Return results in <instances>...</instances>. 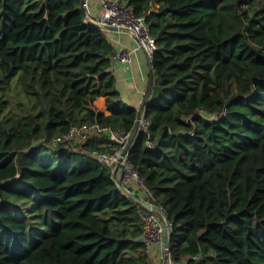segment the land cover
I'll list each match as a JSON object with an SVG mask.
<instances>
[{"label":"trees","instance_id":"obj_1","mask_svg":"<svg viewBox=\"0 0 264 264\" xmlns=\"http://www.w3.org/2000/svg\"><path fill=\"white\" fill-rule=\"evenodd\" d=\"M123 2L157 41L140 107L82 0H0V264H153L140 204L96 155L109 133L51 143L133 132L141 110L129 160L172 224L171 261L264 264V0Z\"/></svg>","mask_w":264,"mask_h":264},{"label":"built area","instance_id":"obj_2","mask_svg":"<svg viewBox=\"0 0 264 264\" xmlns=\"http://www.w3.org/2000/svg\"><path fill=\"white\" fill-rule=\"evenodd\" d=\"M84 7L87 21L100 27L110 26L113 30L107 28L105 29L111 32L122 31L129 33L136 40V43L134 46H132L131 50H118L115 52V57L118 60L130 64L132 62V51L143 49L147 53L150 63L152 62L154 53L157 50L156 38L152 34L149 26L146 24L145 19L143 17L137 16L133 10L125 2H123V0H102V13L99 16L93 15L91 12L89 0H84ZM147 95L148 92L145 93L143 104L147 98ZM200 114L206 116V113L203 111H201ZM149 125L150 122L145 118L144 112L142 111L139 121V130L148 132ZM97 132H108L110 139L116 142V146L113 151L97 152L96 155L100 159L110 162L113 166V171L114 168H116V174L117 170L121 169L122 175L118 180L122 183L124 188L123 190L126 192V194L130 196L133 195L128 186L131 185L132 182H136L138 186L144 189L146 196L143 198V200L153 203L151 201L153 198L151 193L144 188L142 179H140L137 171L134 169L129 160V153L125 154L124 156L122 155L132 135L131 131L124 132L109 127H103L96 123L92 125L72 126L67 132L54 138L51 143L58 145L60 143L70 144L78 141H84L93 133ZM140 213L145 222L143 237L147 243V246L151 247L152 245H162L165 253V264H175L171 261L170 254L166 253L165 246L168 227L172 229V224L169 222V226H167L165 223V217L158 210L148 209L141 204ZM167 254L168 258H166Z\"/></svg>","mask_w":264,"mask_h":264},{"label":"crops","instance_id":"obj_3","mask_svg":"<svg viewBox=\"0 0 264 264\" xmlns=\"http://www.w3.org/2000/svg\"><path fill=\"white\" fill-rule=\"evenodd\" d=\"M101 1L89 0L90 9L93 15H101ZM110 39L115 46V52L118 50H131L136 40L131 34L126 32H109ZM112 68L117 76V87L121 92V97L126 104L142 106L145 93L152 88L151 64L147 53L143 49L132 51V62L124 63L114 58ZM97 108L99 111L108 113L105 106V99L99 97L97 99ZM122 175L121 169L117 170L116 178L120 179ZM138 197L143 199L146 195L144 189L132 182ZM150 256L153 264H165V253L162 245L149 246Z\"/></svg>","mask_w":264,"mask_h":264},{"label":"water","instance_id":"obj_4","mask_svg":"<svg viewBox=\"0 0 264 264\" xmlns=\"http://www.w3.org/2000/svg\"><path fill=\"white\" fill-rule=\"evenodd\" d=\"M82 8H83V11L84 13L86 14V11H85V7H84V0H82ZM102 28H107V29H110V30H113L112 27L110 26H102ZM153 72L152 70V67H151V73ZM141 112L142 110L140 111L139 113V117H138V120H137V124L132 132V135L126 145V148L124 149L122 155L124 156L125 154L129 153L130 152V148L134 142V139H135V136L137 134V132L139 131V121H140V117H141ZM113 178L114 180L116 181V184L118 187L120 188H123L122 186V183L116 178V168H114V171H113ZM132 197L141 205L145 206L146 208L148 209H156L158 210L164 217H165V223L167 226H169V220L167 219V217L165 216V213L163 211V209H161L159 206L153 204V203H150L146 200H143L141 198H139L138 196H135V195H132ZM171 234H172V229L170 227H168V231H167V236H166V243H165V246H166V253L169 254V250H170V245H171ZM168 254L166 256V258H168Z\"/></svg>","mask_w":264,"mask_h":264},{"label":"rangeland","instance_id":"obj_5","mask_svg":"<svg viewBox=\"0 0 264 264\" xmlns=\"http://www.w3.org/2000/svg\"><path fill=\"white\" fill-rule=\"evenodd\" d=\"M137 185V184H136Z\"/></svg>","mask_w":264,"mask_h":264}]
</instances>
